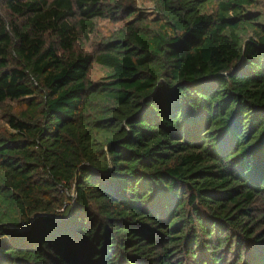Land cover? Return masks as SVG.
I'll list each match as a JSON object with an SVG mask.
<instances>
[{
	"label": "trees",
	"instance_id": "trees-1",
	"mask_svg": "<svg viewBox=\"0 0 264 264\" xmlns=\"http://www.w3.org/2000/svg\"><path fill=\"white\" fill-rule=\"evenodd\" d=\"M142 1L0 0V264H264V0Z\"/></svg>",
	"mask_w": 264,
	"mask_h": 264
},
{
	"label": "rangeland",
	"instance_id": "rangeland-1",
	"mask_svg": "<svg viewBox=\"0 0 264 264\" xmlns=\"http://www.w3.org/2000/svg\"><path fill=\"white\" fill-rule=\"evenodd\" d=\"M137 7L140 10L144 11L147 15H152L153 13V6L148 2H143L142 0H136ZM0 10L5 15L8 11L4 5L0 4ZM256 11H261L264 14V2H260L257 7H255ZM264 20V15L262 17ZM123 21L121 22H113L110 19H98L96 20V34L93 35L90 41L87 43L86 41H79L76 46L77 50L81 48H85L86 50H93L97 48L99 42H101V37L108 36L111 34L117 27H119ZM106 70L98 65L93 64L91 70L89 72V78L91 81H96L106 75ZM25 108V102L22 100H7L1 107H0V133L3 135H8L9 133L13 132V129L9 125L7 121V112H12L14 114H19Z\"/></svg>",
	"mask_w": 264,
	"mask_h": 264
}]
</instances>
